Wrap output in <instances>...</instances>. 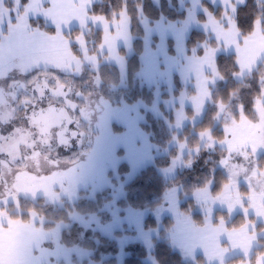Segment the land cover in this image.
<instances>
[{
    "label": "snow or ice",
    "instance_id": "6c2138e0",
    "mask_svg": "<svg viewBox=\"0 0 264 264\" xmlns=\"http://www.w3.org/2000/svg\"><path fill=\"white\" fill-rule=\"evenodd\" d=\"M107 2L111 4V0ZM97 3L98 0H0V153L6 156L0 159V222L4 216L16 214L25 199H74L80 182L88 178L96 188L111 186L108 173L118 176L116 170L122 161L131 166L126 177L130 179L147 156L148 137L139 126L143 117L138 108L113 113L99 99L94 101L92 92L79 83L89 66L97 68L103 59L123 65L118 42L128 46L130 40L132 14L127 0H120L118 8L99 12ZM209 3L219 5L221 10L217 14L203 6L206 22L200 27L206 29L207 40L195 52L184 47L182 30L158 26V39H153L151 29L143 38L138 75L145 86L158 90L162 82L171 84L177 68L185 79L195 80L196 95H182L179 107H175L173 97L177 125L186 118V100L194 106V114L209 103L212 85L220 76L215 61L220 48H234V75L238 78L264 68V0H258L259 18L254 16L247 28L241 26L238 13L239 5L247 0ZM74 27L78 28L75 37ZM49 28H54V33ZM101 29L103 38L97 44ZM169 32L175 37L177 54H181L179 63L169 54ZM73 46L78 55L73 53ZM185 55L190 57L187 68L182 67ZM90 79L96 84L99 72H92ZM258 83L264 85V71ZM252 105L251 111H246L242 102L231 106L220 99L217 116L223 122L225 139H215L211 129L199 132L200 139L207 141L203 147L221 149L219 163L227 173L217 196L210 195V184L196 190L199 210L206 220L216 219V212L226 215L219 217L217 229L207 233L192 229L186 217H178L176 238L194 260L199 248L208 261L216 264H230L237 252L242 256L239 264H264V250L257 247L264 246V87ZM113 119L119 128L113 127ZM237 119L249 126L244 136ZM85 144L86 152L73 151ZM178 144L180 152L173 165L182 159L191 164L192 151L199 152L202 147L197 143L186 148L183 140ZM121 149L123 155L119 154ZM60 150L71 156H62ZM242 185L246 192L240 190ZM174 192L176 197L181 195L179 187ZM175 206V198L170 204L165 201L156 215L174 211ZM105 211H111L112 224L120 223L119 209L113 203ZM238 213L243 214V222L227 230V216ZM30 216L34 222L42 223L37 211ZM136 226L147 240L138 217ZM45 236L42 229H37L31 239L36 245ZM33 246L18 249L14 264H28Z\"/></svg>",
    "mask_w": 264,
    "mask_h": 264
},
{
    "label": "trees",
    "instance_id": "16d2710c",
    "mask_svg": "<svg viewBox=\"0 0 264 264\" xmlns=\"http://www.w3.org/2000/svg\"><path fill=\"white\" fill-rule=\"evenodd\" d=\"M202 6L207 5L210 10L215 13H220V6L210 4L209 0H201ZM258 0H247V3H241L238 7L239 19L241 26L247 28L250 26L252 18L255 16L259 18V10L257 8ZM128 11L132 14V28L131 34L133 37V50L127 56L126 62V86L119 88V101L126 105H132L136 102H143L147 106H151L155 99V87L145 86L139 79V67H140V54L143 49V38L145 31L141 22L142 14L146 15L152 21L165 17L169 20H178L186 16V9L180 7L179 0H127ZM120 6V0H111V4L107 0H98L96 5V11H108L110 7L118 8ZM138 8H142L141 11H137ZM206 14L204 12L198 13L200 20H205ZM49 32H54V28L47 29ZM78 34V28H74L72 35ZM102 29L97 39V44L102 40ZM207 40L206 32L199 28L192 29L186 37V46L188 49H192L193 52L202 46ZM169 43V52L174 53L173 42L171 39ZM73 52L79 54L76 47L73 46ZM121 53L124 50L120 49ZM234 58L235 52L228 51L219 53L216 56V64L218 65V71L220 76L212 85L211 96L209 103L204 108V113L201 119L197 122H188L180 130L172 128L171 124H174V111L170 108H166L164 104L160 103V109L163 116L156 114L150 109L143 108L144 119L140 122V127L148 133L149 139L152 143L161 146L168 147L174 135L177 133L180 140H185L189 147L201 144L199 132L204 129H211L212 136L217 140L225 138L223 131V122H217V102L223 99L231 106H235L238 103H243L246 111H251L253 98L257 96L264 85L258 83L260 73L264 71V68H256L252 73L243 78H237L234 75ZM95 70V69H94ZM223 77V78H220ZM184 88V85L180 81L177 74L174 75V95H178ZM164 90V86L162 88ZM194 92V89H192ZM191 92V93H192ZM170 93L166 90L163 91L162 97L166 98ZM122 96V99H121ZM187 115L192 116L193 110L191 108L186 109ZM247 114V113H246ZM238 118V117H237ZM239 119L236 120V122ZM115 128L120 126L113 123ZM179 131V133H178ZM178 154V147L171 146L169 152L156 156L153 163L147 164L143 167L130 181L124 184V195L120 197L117 204L120 207L131 206L138 209L153 208L156 205L161 204L164 201V193L168 188L174 185L181 186V196L185 194L193 193L198 188H201L208 183L212 182L211 193L218 195L223 187L224 180L226 178V170L220 166L221 149L212 147H201L199 152L192 153V163L185 164L182 167H178L174 177L167 179L160 171L159 168L169 166L173 159ZM185 157L184 159H186ZM264 161V157H261ZM130 170V165L126 161H122L117 168V172L123 177L124 173ZM112 173V172H111ZM214 176V181H213ZM243 192L247 189L245 186H241ZM87 193L85 189H81ZM85 193V195H86ZM81 194L75 200L69 198H62V205L58 207V210H53V216L57 220H67V225L61 230L58 241L65 247H80L90 251L88 259L95 261L98 264H116L118 260V253L121 250L126 252L123 258V264H151L146 261L148 256V249L146 245L140 241H131L126 243L123 247L119 244L116 238H112L104 234L100 229L94 226L84 225L76 220L70 219V216H65L70 211H78L80 213H97L102 215L104 212L103 207L106 202L112 200L113 194L111 189L104 188L97 191L96 194L91 197ZM47 207V206H46ZM181 211L191 215L192 219L197 225H203L205 223V217L202 212L197 208V202L194 198H186L180 206ZM52 207L47 208L48 214H50ZM226 215L224 212H216V219L214 223L219 221V217ZM14 220H21L22 222H30L32 217L30 212L22 211L21 213L10 214L9 216ZM47 220L43 223V227L46 230L54 228L57 220ZM244 216L242 213L235 215H228L226 219V225L229 228H238L243 222ZM175 220L172 216H165L162 219V227L159 230V235L152 238L153 248L151 251L152 256L158 264H202L204 258L201 254L196 256V261L188 259L184 253L175 248L171 243L168 233L171 230ZM145 228L155 227L158 225V221L153 214H148L145 218ZM128 227V226H126ZM126 232H133V229L129 227L120 230L117 229L115 234L122 236ZM259 250H264V246H257ZM242 256H236L232 261L241 260ZM80 261L79 259H73ZM87 259L85 258L83 262Z\"/></svg>",
    "mask_w": 264,
    "mask_h": 264
},
{
    "label": "rangeland",
    "instance_id": "374dc122",
    "mask_svg": "<svg viewBox=\"0 0 264 264\" xmlns=\"http://www.w3.org/2000/svg\"><path fill=\"white\" fill-rule=\"evenodd\" d=\"M76 35H74L73 37H75ZM228 51H230V48L223 47V48L219 49L218 53L228 52ZM106 61H107V59H103L101 62H99L97 68H92L91 66H89V68L87 70H93L94 71V69L97 70L98 68H100L102 66V68H104V70L107 71L108 68L106 66ZM114 66L116 68V73H117L119 82H113V81L108 82V85H110L109 86L110 92H109L107 98L101 99L100 102L108 110H110L113 113L123 112L128 108L137 107L139 112H140V115L144 119V113L142 110L144 107L146 109H150V110L154 111L156 114H158L160 116H163V113L160 109V103H162V104H164V103L159 102L156 99H154V103L149 107H146L144 105V103L141 101L136 102L133 105H127V106H126V104H123V100H122V103H118V101L120 99V98H118L119 97L118 90H119V88L126 86V68H125V63L123 65H120V64L115 62ZM218 78H219V76L216 77L215 80ZM161 84L165 85V87H164L165 90H170L167 82H162ZM192 89H194V87L192 85L188 86L186 89L187 94H189L190 96H192L195 93V92H192ZM121 99H122V96H121ZM169 104L173 105L172 101H170ZM216 119H217V122L220 121V118L218 116L216 117ZM114 122H115V120L113 119V123ZM236 124L241 130V136H244L247 133L249 126L245 123H242L240 120L237 121ZM139 126H140V124H139ZM113 127L115 128L114 125H113ZM171 127L176 128L177 130H180L183 126L181 123L179 125H177V123L175 122L174 124H171ZM223 127H224V125L222 126V128ZM142 131L144 133H146L147 137H148V152H147L146 158L143 160V163L137 168L136 172L133 175H131L130 179H126V177L131 172V166H130V170L128 172L124 173L123 177L119 173H118L119 175L116 176L115 174L109 172L108 175L111 178V186L104 187V188L111 189V193L113 194V198H112V200L106 202L103 209L105 211V207L109 203H113L115 205V207L117 209H119L120 223H118V224H112L111 223L112 222L111 211H106V213L104 212L102 215H99L97 213L85 214V213H80L78 211L73 210V211H70L68 213V215L66 214L65 216H70V219L76 220V221H78L84 225L94 226V227L100 229L104 234H106L112 238H116L122 247L126 243L131 242V241H140V242L144 243L148 249V256L146 257V261H148L151 264H158L151 254V251L153 248L152 238L154 236L159 235V230L162 227V219L165 216H172L174 218L175 222H174L173 226L171 227V230L168 233V237L170 238V241L174 245L175 248L181 250L188 259L194 260V257L192 255L186 253L185 249L181 246L178 239L176 238L177 226H178V217H180V218L186 217L188 219V221H190V227L192 229L198 231V232H201V233L211 232V231H213L219 227V221L217 223H214L213 220H206V219H205V223L203 225H197L194 222V220L192 219L190 214L181 211V209H180L181 203L186 198H189V197L194 198L196 200L197 208L199 210V202L197 201L196 196H195L196 190L193 193L185 194L183 196L180 195L179 197H176L174 190L178 187L181 189V186L180 185H174L165 191L164 201L161 204L156 205L153 208L148 207V208L138 209V208H134L131 206L120 207L117 204L118 199L120 197H122L125 193L124 192V184L126 182L130 181L147 164L153 163L156 156L168 153L169 148L171 146H174V145L178 147V152H180L179 144H178V141L180 139H179L177 133L174 135V138L172 139V141L170 142L168 147H161V146H158V145L152 143L149 139L148 133L145 132L143 129H142ZM178 133H179V131H178ZM183 141L186 145V148H191L188 146V144L185 140H183ZM206 143H207L206 139L201 140V145H204ZM87 150H88L87 144H85V146L83 148H79V152H86ZM192 153H195V151L193 150ZM119 154L123 155L124 150L121 149ZM185 164L186 163H184L183 159H182V160L178 161L177 163H175V165H173L171 163L167 167L159 168V171L167 179H169V178H172L175 176L178 167H182ZM220 166L223 168L222 165H220ZM69 167H71V166H69ZM262 179H264V178H262ZM208 184H210L212 187V182H210ZM104 188H96L93 185L92 180L90 178L82 180L79 184L76 198H78L81 194H83L80 192L81 189H85L88 191L86 193L83 190V192L86 193V195H85V193L83 194L84 196L88 197V195H89V196L93 197L97 191H100ZM240 190L242 191V189H240ZM210 195L213 197L217 196V195H213L211 193V189H210ZM62 198L63 197H60L56 201H51V200H48L45 198H41L39 200H34V199L23 200L21 202V206L16 209V212L21 213L22 211H28L31 213L33 210H35L39 213L42 223L34 222L32 219L30 222H22L21 220H18L15 223L13 222L11 224L9 222L7 224V226L4 227L5 230L0 227V232L3 231L1 234L2 236L1 235L0 236L1 237H3V236L7 237L10 241H13L14 244L16 245L17 249H29L31 246L34 245V240L31 239V237L35 234L36 230L42 229V230H45V231H43L45 233L46 229H44L43 223L47 220L56 219V217H54L52 215L53 212L55 213L53 208L55 210L59 209L58 207H60L62 205ZM76 198H74V199L69 198V199L75 200ZM173 198L176 199L175 210L174 211H171V210L167 211L158 217L156 215V210L161 208L165 204V201H168L170 204ZM44 204L47 206L48 209H50V207H52L50 214L44 215L42 213L43 211H40V210L45 209L43 207ZM199 211L203 213V211H201V210H199ZM150 213L153 214V216L156 218V220L158 221V225L155 227L145 228V225H144L145 224V218ZM85 217H87V219H85ZM137 217L141 220L143 232L147 233V240H145L143 235H141V230L138 229L136 226ZM94 219L97 220L96 223H93ZM11 220H13V219H11ZM66 225H67V220L66 221L57 220V222L54 225V228L49 230L48 235H46L45 238L43 239L44 244H41V242L43 241L42 240L33 247L35 249L33 250L32 255L29 257L28 264H37V262H40V261H41L40 264H98L95 261L88 259V256L90 253L89 250L84 249V248H80V247H68L67 248V247H65L59 243V241H58L59 234H60L61 230ZM27 226H29V227H27ZM126 226H128L130 229H133V232H126L122 236H117L115 234V231L117 229L124 230V229L128 228ZM17 227H19V228H17ZM225 228L229 231H231L233 229V228L227 227V225H225ZM25 241H28L30 243L27 244V242H26V244H25L24 243ZM199 254H201L204 258V261L202 264H216V262L214 260L208 261L207 258L204 256L202 250L198 248L196 251V256ZM125 255H126V252L121 250L120 253H118V255H117L118 260H117L116 264H123V258ZM239 255L241 256V254L239 252H237L234 254V257L239 256ZM73 257H75V259H79L80 261L71 260V259H73ZM14 258H15V256H12L10 258H4V257L0 258V264H14ZM85 258L87 260L85 262H83V260ZM35 259L37 262L35 261ZM194 261H196V258ZM230 264H239V260L232 261V262H230Z\"/></svg>",
    "mask_w": 264,
    "mask_h": 264
},
{
    "label": "crops",
    "instance_id": "0c3cea01",
    "mask_svg": "<svg viewBox=\"0 0 264 264\" xmlns=\"http://www.w3.org/2000/svg\"><path fill=\"white\" fill-rule=\"evenodd\" d=\"M155 1H159V0H155ZM179 4H180V7L183 8V9H186V12H187L185 18H183V19L169 20V19H167L165 17H162V18H160L158 20L152 21L146 15L142 14L141 22H142L145 34H146V32L149 29H151L153 39L155 40V39H158V32L156 31L158 26L159 27H165V28H172V29L182 30V35L184 37V47L187 48V46H186V37H187L188 33L194 28L202 29L200 27V25L205 23L206 19L205 20H200L198 18V13L199 12H204L202 10L203 6H202L201 0H179ZM202 30L206 32V29H202ZM50 33H54V32H50ZM169 39L172 40L173 48L175 50V37L171 34V32H169ZM169 39H168V41H169ZM118 44L120 46V49L122 48L124 50V53H121V51H120V55L122 57H124V63H125V68H126L127 56L133 50V37H132V34L130 33V40H129L128 46H123L122 42H118ZM168 47H169V43H168ZM228 48H230V47H228ZM230 51H234V48H230ZM169 54L174 56V57H176L177 62L179 63V61L181 60V54H177L176 50L174 51V53H170L169 52ZM218 54L219 53H217V55ZM183 60H184L185 63L182 65V67L187 68V61L190 60V57L185 55V56H183ZM114 64H115V62L112 61V60H107L106 61V66L108 68V70H107L108 72H111V71L115 72ZM175 74L178 75L180 81L184 85V88L180 91V93L178 95H174V92H173L174 91V75ZM168 85H169L170 90H166V91H168L170 93V95L168 97H166V98H164V97L162 98V93L165 90V89L164 90L162 89L163 86L165 87L164 84H160L158 90H157V88L155 89V99L157 101H159V102H163L164 106L166 108L173 109V105L169 104L170 101L173 100V97H175V107H179V98L182 95L186 96V97H190V95L187 94V90H186L188 86L192 85L194 87V92L195 93L193 95H196L197 89H196L194 78L193 79H185V77L181 75L180 68H177L176 71L173 73L172 79H171V84L168 83ZM145 106L149 107L147 105H145ZM187 108H191L193 110V115L192 116H188L187 115V112H186ZM204 108H205V106L202 107L201 112L194 114V106L192 105L190 100H186L185 103H184V111H185V114H186V118L183 121H181L182 126H184L188 122H194L195 123V122L199 121L201 119V117L203 116ZM175 122H176V120H175V112H174V123ZM16 221H18V220H14V219L11 220V218L9 216H6V217L4 216V220H3V222L0 223L1 224L0 227L5 230L4 227H6L9 222L11 224L13 222L15 223ZM27 227H29V226H27ZM17 228H19V227H17ZM43 231H45V230H43ZM2 232L3 231L0 232V235L2 234ZM48 233H49V230H46L45 234L48 235ZM1 236H0V258H3V257L4 258H10L12 256H15V253H16V251L18 249H17L16 245L14 244V242L10 241L7 237H4V236L1 237ZM28 241H25L24 243L26 244V242H27V244H29L30 242H28ZM41 244H44V240L41 242ZM35 261H36V259H35ZM40 263H41V261L37 262V264H40Z\"/></svg>",
    "mask_w": 264,
    "mask_h": 264
},
{
    "label": "flooded vegetation",
    "instance_id": "af4514ba",
    "mask_svg": "<svg viewBox=\"0 0 264 264\" xmlns=\"http://www.w3.org/2000/svg\"><path fill=\"white\" fill-rule=\"evenodd\" d=\"M95 71L99 72L100 79L96 84H93L91 79H90V74L92 72H95ZM111 81L119 82L116 71L115 72H108V71H105L104 68H102V66H101L100 68H98L97 70H94V71L93 70H86L82 74V77H81L79 83H80V86L84 90L92 92V97H93L94 101L97 99H99V101H100L103 98H107V96L110 92V89H109L110 85H108V82H111ZM60 151H61V155L64 157L71 156L70 152H66L63 150H60ZM73 151L79 152V149L74 148ZM5 158H6L5 154L0 153V159H5ZM69 166H71V165H69ZM32 174H35V173H32ZM42 174L47 175V173H42ZM43 207L45 209L40 210V211H43L42 213L44 215L48 214L47 207L45 204L43 205Z\"/></svg>",
    "mask_w": 264,
    "mask_h": 264
}]
</instances>
